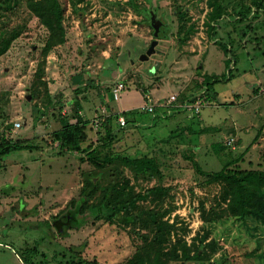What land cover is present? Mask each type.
<instances>
[{
    "label": "rangeland",
    "instance_id": "1",
    "mask_svg": "<svg viewBox=\"0 0 264 264\" xmlns=\"http://www.w3.org/2000/svg\"><path fill=\"white\" fill-rule=\"evenodd\" d=\"M62 1L68 35L64 44L45 57L46 28L31 16L28 27L0 56V132L6 123L21 121L22 126L12 127L7 136L34 143L15 148L0 161V264H28L23 247L34 244L39 251L29 264H70L71 245H80L85 257H96L105 264L123 262L134 252L142 242L139 232L145 231L140 223V228L132 230L130 224L121 226L98 218L70 226L64 234L58 232L54 215L79 196L89 174L101 186L121 177L110 173L109 167L94 168L75 153L59 154L51 134L61 126V103L65 113L71 108L69 101L81 99L83 116L91 119L102 111L140 109L146 100L140 92L143 87L154 101L172 94H178V99L171 111L162 107L170 116H162L161 110L139 111L123 126L115 120L114 148L126 155H156L164 175L161 179L136 178L123 165V174H119L131 178L137 190L157 183L170 185L172 196L163 205L173 208L167 214L170 220L179 215L178 224L187 226L189 242L203 224L211 229L209 240L220 239L219 249L208 260L189 264H264L261 220L253 215L244 220L224 215L206 223L202 204L207 209L218 207L221 186L197 185L191 159L196 158L204 169L219 170L242 155V168H264V0H219L225 10L212 31L205 23L212 9L208 0H135L141 12L130 0ZM175 4L186 7L190 21L197 25L183 43L177 34ZM156 6L159 18L167 24L168 37L160 38L156 51L141 60L155 38L144 12ZM18 20L15 16L12 24ZM43 62L46 83L37 74ZM119 81L125 87L117 94L112 89ZM208 82H213L216 97L193 119L191 111L179 104L199 97ZM182 123H192L194 129L208 128L164 141ZM87 130L89 139L84 145L96 147L102 139L100 129L89 124ZM231 137V148L217 154L212 143H229ZM97 147L102 156L111 152L109 147ZM154 205L151 200L140 204L143 208Z\"/></svg>",
    "mask_w": 264,
    "mask_h": 264
},
{
    "label": "trees",
    "instance_id": "2",
    "mask_svg": "<svg viewBox=\"0 0 264 264\" xmlns=\"http://www.w3.org/2000/svg\"><path fill=\"white\" fill-rule=\"evenodd\" d=\"M208 1L212 9L208 11L205 23L208 25V31H212L215 28V22L222 18L225 9L219 0ZM255 1L258 3L257 0ZM130 5L141 12L135 0H130ZM21 9L26 10L27 13L21 15L19 13ZM173 9L178 24L177 34L179 35V41L183 43L188 41L197 30V25L195 21H190L191 16L186 7L181 4H175ZM144 14L150 19L147 16V11ZM15 16L19 17V20L12 24ZM31 16H36L46 28L47 34L42 46V54L45 57L58 45L67 41L66 7L62 0H0V56L10 49L14 40L28 27ZM149 24L151 26L150 21ZM43 64L44 62L39 65L37 74L40 82L46 83ZM211 83L208 82L203 93L199 95L208 104L209 102L211 103L217 94V91L212 89ZM196 84H198L196 85L197 87L201 86L199 83ZM98 89L103 90L101 86ZM145 91L146 89L143 87L142 92L144 93ZM144 94L146 95L147 93ZM197 98L198 96H194L190 100L194 101ZM80 100L77 97L73 98L70 101V106H68L71 107L70 110L65 113L62 111L64 104L61 103L60 105L59 101L58 117L61 121V126L51 134L53 141L57 142L58 153H75L82 161L88 160L94 165V168L104 169L109 167L110 173H117L118 177L121 178L116 182L111 181L107 185L101 186L99 181H96V177H92L89 174L80 190L79 196L70 199L68 204L54 215L53 224L64 234L66 228L70 226H77L89 220L95 221L98 218H104L110 223H116L121 226L130 224L133 227L132 230H136V227L140 228V223V226L145 229L141 233L139 232L140 229L137 230L142 242L137 244L134 252L125 261L117 264H189L193 261L208 260L212 253L219 249L220 239L214 237L210 240L208 239L211 229L207 224H203L202 229L193 236L190 242L186 239L187 226L178 224L179 215H176L174 221L170 220L167 214L171 213L173 208L163 205V201L168 196H172L170 185L157 183L156 185L137 190L131 178L129 179L127 176H123V178L119 174H123L120 167V165H123L130 168L136 178L161 179L164 175L162 163L156 155L148 153L126 155L117 152L114 148V139L117 134L115 131V120L118 122L119 116L124 115L127 121L132 122L139 111L147 110L132 108L110 111L108 115L101 117L98 126L100 130L98 132H100L102 139L98 145L111 149L108 155L102 156L98 152V145L96 147L92 143L87 146L84 145L89 139L87 128L89 124H92V120L84 118L81 114L83 107ZM156 110H164V108L157 107ZM199 114H193L191 118L194 119ZM13 125L14 123H6L4 125L5 130L1 133L0 161L4 155L15 148L34 145L32 142H22L7 136ZM207 128L202 126L194 129L192 123H182V125L173 129L164 138V141L171 142L186 131L203 133ZM212 147L217 154L221 155L227 148H231V145L223 141H217L212 143ZM191 159L197 185L220 184L221 186L218 194V207L214 205L207 209L202 204L206 223L224 215H232L237 220H244L248 215H253L264 223V168H242L239 165L242 155L233 157L219 170L204 169L196 158ZM98 193H102L100 198H96ZM144 200L154 201L155 205L143 208L140 204ZM223 203L225 204L222 205ZM38 251L39 247L37 244L23 247L25 263H32L33 256ZM69 252L70 264H105L96 257H85L80 245H71ZM52 258L53 260L54 258L58 259V257L54 256Z\"/></svg>",
    "mask_w": 264,
    "mask_h": 264
},
{
    "label": "built area",
    "instance_id": "3",
    "mask_svg": "<svg viewBox=\"0 0 264 264\" xmlns=\"http://www.w3.org/2000/svg\"><path fill=\"white\" fill-rule=\"evenodd\" d=\"M124 87H125L124 83L122 81H119L113 87V92L118 94L119 92H121L124 89ZM145 97H146V100H145V103L141 107L142 109L155 112L156 108L160 106V107H168L169 110L171 111L170 106L174 105L173 103L178 99V94H172L167 99L158 100V101H154L152 96L149 94H146ZM206 104H208V102L203 97H198L194 101H191L190 99H186L182 102V104H179V105L184 107L185 109L190 110L191 116H192L193 114H199L201 112L202 107L205 106ZM108 114H109L108 112L106 114V111H102L100 114L96 115V117L93 118L92 124L95 127H98L100 124L101 117L103 115H108ZM118 122L123 126L127 123V120H126L124 115H120ZM20 126H22V122L21 121H15L13 127L19 128ZM2 132H0V136H1ZM233 140H234V138L231 137L228 141L229 142L228 144H232L230 142H232Z\"/></svg>",
    "mask_w": 264,
    "mask_h": 264
},
{
    "label": "water",
    "instance_id": "4",
    "mask_svg": "<svg viewBox=\"0 0 264 264\" xmlns=\"http://www.w3.org/2000/svg\"><path fill=\"white\" fill-rule=\"evenodd\" d=\"M150 12H152V14L149 16V18L151 26L153 27V35L155 38L151 41L146 51L141 54V60L148 59V57L156 51V45L158 44L160 38L168 37L167 28L162 26V22L157 21L158 7H154V9L150 10Z\"/></svg>",
    "mask_w": 264,
    "mask_h": 264
},
{
    "label": "crops",
    "instance_id": "5",
    "mask_svg": "<svg viewBox=\"0 0 264 264\" xmlns=\"http://www.w3.org/2000/svg\"><path fill=\"white\" fill-rule=\"evenodd\" d=\"M138 89H139V88H138ZM139 90H140V89H139ZM140 92L142 93L143 98L146 99L145 94L142 92V90H140ZM144 103H145V102H144ZM144 103H143V104H144ZM143 104H142V105H143ZM68 105H70V101H69ZM142 105H141L140 107H142ZM111 107H112V106H111ZM124 109H125V108L122 107L120 110H114V111H121V110H124ZM164 110H165V109H164ZM164 110H161V112H162L161 115H162V116H166V117H167V116H170V113L168 114V113H166V111H164ZM179 110H180V109H179ZM174 111H175V110H174ZM99 112H101V111H99ZM81 114H82V115L85 114V113H84V109L81 110ZM95 115H96V113L92 116L91 120H93V118L95 117Z\"/></svg>",
    "mask_w": 264,
    "mask_h": 264
},
{
    "label": "flooded vegetation",
    "instance_id": "6",
    "mask_svg": "<svg viewBox=\"0 0 264 264\" xmlns=\"http://www.w3.org/2000/svg\"><path fill=\"white\" fill-rule=\"evenodd\" d=\"M152 9H154V7L153 8H149V10L147 11V14H148V16H150L151 14H152V12H150V10H152ZM149 21H150V19H149ZM157 21L158 22H162V26H165L166 28H167V24L165 23V21L163 20V21H161V19L159 18V16H158V12H157ZM65 221V220H64ZM57 227V226H56ZM58 232H61V230H59Z\"/></svg>",
    "mask_w": 264,
    "mask_h": 264
}]
</instances>
